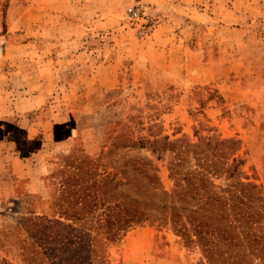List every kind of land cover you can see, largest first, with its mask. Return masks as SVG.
<instances>
[{"label": "rangeland", "instance_id": "rangeland-1", "mask_svg": "<svg viewBox=\"0 0 264 264\" xmlns=\"http://www.w3.org/2000/svg\"><path fill=\"white\" fill-rule=\"evenodd\" d=\"M159 2L0 0V116L15 115L0 132L24 140L13 125L35 108L40 125L87 92L102 99L73 154L53 141L75 116L22 149L47 193L23 185L0 201V264H264V0H221L201 21L182 0ZM118 55L120 70L108 66ZM70 62L76 77L94 66L119 83L72 87L57 72ZM235 149L233 179L188 173L192 152L220 166Z\"/></svg>", "mask_w": 264, "mask_h": 264}, {"label": "crops", "instance_id": "crops-1", "mask_svg": "<svg viewBox=\"0 0 264 264\" xmlns=\"http://www.w3.org/2000/svg\"><path fill=\"white\" fill-rule=\"evenodd\" d=\"M147 3H151L155 7V3L158 4L160 2L159 0H147ZM182 3L184 4V6H186V10H193L194 13H192V16L198 15L197 20L199 21H201L203 15H207V17L209 18L217 19V8L219 7L220 10H222L221 0H182ZM227 11L230 12L232 10L228 9ZM192 22L193 21H191L190 24ZM64 44L65 43H62V46ZM56 51L59 53L60 58H65V56L69 55L68 51L64 50L63 47ZM86 51L87 53L90 52V54L93 53L89 48L86 49ZM119 56L120 55H118L116 59L110 62L108 66L114 68L116 67L117 70H120L119 66H117L121 62V57ZM70 63L71 64L69 65V69L67 66L63 68V64H60V68L57 70V72L58 74L60 72L61 75L66 74L71 76L70 83L72 87H74V85L76 84L84 87L86 85V87H89L90 85H94L95 83H97L96 81H99L100 84L98 85V87H100L101 90H104L114 88L119 83V73H108L107 75L99 79L95 74L94 66L89 67L91 68L90 71L89 68H86L85 72L87 73L84 74V76L76 77L75 72L78 73V67L77 65L76 67L73 66L74 64H72V62ZM73 63L76 62L74 61ZM104 66L105 62L102 63V66L98 67V69H103ZM63 82L64 81L61 77H59V79L55 77L53 78V83L57 86H61ZM101 101V98H95L93 93L92 95H90V93L87 92L85 96L75 98L76 103L72 104V107L70 106L71 104L68 103L66 104L68 105L66 110L62 109V111L59 113L53 112L51 108L50 110L47 109L49 118L47 121L40 119V125L38 124L39 119L38 117H36L38 116L40 107L35 108V110H33V114L25 116L23 115L24 117L21 116L22 120L20 119L17 125H13L15 127V131H19L20 134L24 132V135L22 136L26 135L23 138L25 141L17 138L16 132H0V159L4 161L2 163V167L0 168V171L2 172V178H0V201L3 199L11 198L13 194L16 193L17 188L23 185L28 194H32L35 196H45L47 193V189L46 186H44V181L42 179L43 171H41L42 169L39 171L37 167H32L29 165V159L23 156L22 149L25 146L31 147L33 139L32 136L34 135V132H40L41 129H45L46 132L50 131L55 136V131L58 128L57 125H59V123L68 122L75 116L73 121L76 122V125L71 128V131L67 138L61 140L56 139L53 141H56L55 148L58 150V153L73 154L76 150L78 133L93 132L92 130H95L96 123L94 121L97 120L99 111L93 110V106L98 105ZM44 103H46V101ZM42 111H44V109ZM100 112H105V109H101ZM41 115H43V112L41 113ZM61 115H66L67 118H65V120L63 121ZM14 116H0V124H2L4 121L9 122L10 119L14 118ZM85 119H87L86 123L84 121ZM1 127L2 126H0V128ZM12 134H14V136H12ZM97 151L98 149L96 148V150H89L86 151V153L94 156L96 155ZM10 185H12V187Z\"/></svg>", "mask_w": 264, "mask_h": 264}, {"label": "trees", "instance_id": "trees-1", "mask_svg": "<svg viewBox=\"0 0 264 264\" xmlns=\"http://www.w3.org/2000/svg\"><path fill=\"white\" fill-rule=\"evenodd\" d=\"M218 145H224V144H233V145H237V142L230 140V141H217ZM239 149H235L233 150L227 157L224 158L223 162H220L222 165L218 166V162L214 163V164H206V159H203L201 157H198L197 155H195V152H192L193 158L195 159V164L191 165V169L188 172L189 174L193 175V176H201V179H204V173L207 174H211L212 176H218V175H222L225 174L227 178L229 179H233L234 176L238 173H241L240 171V161L237 159L236 154L238 152ZM214 158H216L217 160H220L222 158L221 155H217V154H213ZM241 183V182H239ZM243 186L248 187L251 186L253 188H256V186H254L253 184H243L241 183ZM232 186V184H230ZM243 195V194H242ZM262 198V197H260ZM40 224L43 223H52V226H54L56 224L55 221H49L46 219H42V218H37L36 219ZM137 219L132 217L126 220L125 222V228L123 230H126L127 228H129L131 226V224L133 222H135Z\"/></svg>", "mask_w": 264, "mask_h": 264}, {"label": "built area", "instance_id": "built-area-1", "mask_svg": "<svg viewBox=\"0 0 264 264\" xmlns=\"http://www.w3.org/2000/svg\"><path fill=\"white\" fill-rule=\"evenodd\" d=\"M142 8L139 4H136L128 9V14L133 20L141 18Z\"/></svg>", "mask_w": 264, "mask_h": 264}]
</instances>
